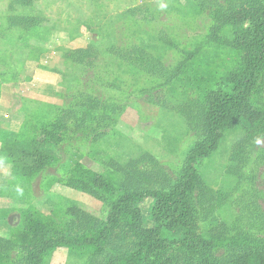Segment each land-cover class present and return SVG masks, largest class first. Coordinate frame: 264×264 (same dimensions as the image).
<instances>
[{"label":"rangeland","instance_id":"1","mask_svg":"<svg viewBox=\"0 0 264 264\" xmlns=\"http://www.w3.org/2000/svg\"><path fill=\"white\" fill-rule=\"evenodd\" d=\"M228 1L0 0V264H127L136 238L127 217L110 228L112 204L175 181L207 94L240 68L218 8L264 2ZM251 100L261 120L199 166L203 254L174 247L173 264L264 249V63Z\"/></svg>","mask_w":264,"mask_h":264},{"label":"trees","instance_id":"2","mask_svg":"<svg viewBox=\"0 0 264 264\" xmlns=\"http://www.w3.org/2000/svg\"><path fill=\"white\" fill-rule=\"evenodd\" d=\"M218 9L211 32L216 35L226 26L233 27L230 44L240 53V68L221 79L216 89L207 94L205 111L197 123L198 139L186 154L175 181L160 189L124 193L112 204L106 220L110 228L127 217L136 238L127 264H173L174 247L191 262L202 256L205 242L199 234L195 202L200 187L199 166L218 149L225 132L240 122L255 124L262 118L251 97L264 63V2L253 7ZM147 199L153 201L150 228L143 227L139 209ZM69 212L75 214L73 209ZM228 264H264V249L244 252Z\"/></svg>","mask_w":264,"mask_h":264},{"label":"clouds","instance_id":"3","mask_svg":"<svg viewBox=\"0 0 264 264\" xmlns=\"http://www.w3.org/2000/svg\"><path fill=\"white\" fill-rule=\"evenodd\" d=\"M161 7H164V5L162 4Z\"/></svg>","mask_w":264,"mask_h":264}]
</instances>
